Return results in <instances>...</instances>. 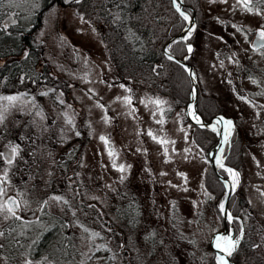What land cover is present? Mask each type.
<instances>
[{
    "label": "rangeland",
    "instance_id": "1",
    "mask_svg": "<svg viewBox=\"0 0 264 264\" xmlns=\"http://www.w3.org/2000/svg\"><path fill=\"white\" fill-rule=\"evenodd\" d=\"M43 2L0 0V56L17 52L15 60L24 61L0 80V96L25 94L13 105L0 101L6 109L0 153L19 146L11 165L0 157V181L8 173L0 202L12 197L23 214L36 212L31 219L0 213V264H61L51 262L50 248L59 250L62 232L52 246L38 245L56 222L69 230L67 264H218L211 238L232 225L220 219L204 187L208 149L193 141L185 107L169 95L119 82L99 31L70 6L44 11L33 33L38 56L15 51L17 38L3 34L31 25ZM198 5L207 21L196 25V43L189 42L192 65L202 89L234 122L225 144L236 130L244 143L240 168L233 167L239 173L234 191L248 198L264 226V49L252 45L264 27V2L251 0L252 12L238 0ZM56 195L68 204L49 199Z\"/></svg>",
    "mask_w": 264,
    "mask_h": 264
},
{
    "label": "trees",
    "instance_id": "2",
    "mask_svg": "<svg viewBox=\"0 0 264 264\" xmlns=\"http://www.w3.org/2000/svg\"><path fill=\"white\" fill-rule=\"evenodd\" d=\"M183 2L185 4L181 9L189 14L194 12L199 29L207 20L201 19L198 0ZM54 4L73 7L96 27L109 50L119 82L136 84L169 95L180 104L182 110L184 109L190 97V77L181 64L170 60L163 52L165 42L178 34L186 22L174 7L173 0H44L31 25L24 27L25 29H18L15 33L3 34L5 38H17L15 44L18 48L15 51L27 48L35 56L40 54L34 46L33 33L40 26L44 11ZM187 42L196 43L195 32L188 37ZM170 50L182 58L188 52L187 43L182 40L173 41ZM16 56L17 52L12 51L0 56V80L7 72L13 74L20 66L17 63L24 62L16 61ZM187 61L193 63L192 54L187 57ZM197 107L199 113L206 119L222 112L219 102L202 89L199 79ZM184 117L185 124L192 128L195 144L203 150L208 149L217 139L215 132L193 124L185 114ZM243 144L236 130L230 146L227 147L225 144L223 150L226 165L237 170L240 168ZM206 163L203 184L212 195L214 210L222 220L217 201L225 187L210 163L207 161ZM218 172L224 177L227 175L224 168L219 167ZM228 208L233 217L231 225L234 236L240 238L231 259L237 264H264V226L256 219L248 198L237 189L229 197ZM123 212L125 214L124 210ZM152 239L155 240L154 237ZM213 264H217L215 259Z\"/></svg>",
    "mask_w": 264,
    "mask_h": 264
},
{
    "label": "water",
    "instance_id": "3",
    "mask_svg": "<svg viewBox=\"0 0 264 264\" xmlns=\"http://www.w3.org/2000/svg\"><path fill=\"white\" fill-rule=\"evenodd\" d=\"M177 3L180 4V8L181 6H183L185 3L183 2V0H177ZM175 7V6H174ZM181 11H183L181 9ZM186 15H188L189 20H185V25L182 28V30L170 37L164 44L163 46V52L164 54L169 57V55H171L173 57L172 60L176 61L177 63L181 64L185 70L187 71L190 80H191V91H190V98L189 101L187 102L186 106H185V115L186 117L195 125L201 127V128H207L212 130L213 132H215L217 139L216 141L208 148V150L205 152V157L207 159V161L210 163V165L213 167V169L217 172V167H220V163L222 161V163L224 164V169L226 168H231L234 171H236L233 167L228 166L225 164L224 160H225V156H220L218 154V147L223 143L225 145L224 142V137L226 134V131L228 132V141L230 140L233 128H234V122L231 118L224 116L223 114H216L214 116H212L210 119L206 120L204 119L200 113L197 110L196 107V100H197V90H198V78H197V73L195 71L194 66L189 63L187 61V57L191 54V52H187V54L185 56H183L182 58L177 57L176 55H174L171 50H170V45L173 41L176 40H182L185 41L187 43V49L188 46L191 45L192 50H193V44L187 42V40L184 39L185 36H188L189 31H191V34L193 33L195 27H196V21H195V14L194 12L192 14H188L187 12L183 11ZM260 42L259 40V36L256 35L253 39V45L256 46L258 43ZM192 113H195V116L199 117L200 123H197L196 119L193 118ZM220 118H223V120L220 123H217L218 120H220ZM232 121V125H231V129L228 130L226 128V125L224 124L223 121ZM215 125H220L221 126V131L220 133H217L215 130H213ZM229 147V145H228ZM227 172V171H226ZM218 176L220 177V179L222 180L223 184H224V193L221 196V198L218 200V204H220L221 202L224 203L225 205V212L222 213V216L224 218L225 222L230 223L231 221L228 219L227 214L231 212L228 209V200L230 195L234 192V189L232 188V178L230 176V174L227 172V176L223 177L221 174H219L217 172ZM232 216V214H231ZM231 234L233 236V230L232 227L230 226L228 229L225 226L222 230H219L217 232L214 233L213 237L211 238L210 241V246L211 248L214 250L215 252V256H217L218 254L221 256H224L225 259L228 261V264H237L235 263L232 259L231 256H228L227 253L220 251L219 249H217L215 247V241L214 239L220 235V234ZM237 247V246H236ZM235 251V250H234Z\"/></svg>",
    "mask_w": 264,
    "mask_h": 264
},
{
    "label": "snow or ice",
    "instance_id": "4",
    "mask_svg": "<svg viewBox=\"0 0 264 264\" xmlns=\"http://www.w3.org/2000/svg\"><path fill=\"white\" fill-rule=\"evenodd\" d=\"M257 2L258 3L264 2V0H257ZM238 3L243 4L245 10H247L248 12H252L253 9L250 6L251 0H238ZM173 5L175 6L177 12L180 13V15L183 17L184 20H186V21L189 20L188 15H186L183 11H181L180 4L177 3V0H173ZM190 35H191V31H189L188 36H185L184 39L187 40ZM258 36H259L260 43L258 45H256V48L257 49H264V27H262L261 29L258 30ZM188 51L189 52L192 51L191 45L188 46ZM168 58L170 60L173 59V57L171 55H169ZM45 94H47V93H45ZM24 95L25 94L11 95V96H0V101H7V102H9L10 105H13L16 101L21 100ZM117 99H120V98L118 97ZM123 100L126 104H131V102H132V98L130 96L124 97ZM151 102L156 103V104L162 103V101H159V100L151 101ZM100 107H103V105H100ZM4 111H6V109L0 108V121H2L4 119V115H3ZM192 115H193V118L196 119L197 123H200L199 117L195 116V113H192ZM222 120H223V118H220V120H218L217 123H220ZM105 122H107V118H106ZM223 122L226 125V128L228 130H230L231 125H232V121L228 120V121H223ZM158 123H162V121H158ZM213 130H215V128H213ZM149 135H152V133L149 132ZM100 139L102 141H105V143L107 144L105 137L101 136ZM153 139H156V137L153 136ZM161 142L163 143L164 141H161ZM224 142L225 143L228 142V132L227 131H226V134L224 137ZM165 151H167V150L165 149ZM221 151H223V149H221ZM18 152H19V146L18 145H13L10 147V151L7 154V163L9 165H11L13 163V159L15 158L16 155H18ZM108 154L110 157L114 155L113 151H111V150L109 151ZM5 155H6L5 153H0V157H4ZM219 163H220V167L224 168V164L222 163V161ZM113 167H117V165L115 164V161H113ZM118 169H119V171L123 172L125 170V166L119 165ZM225 171H227L230 174V176L232 178V188L234 189L237 186V184L239 183V173L234 171L231 168H226ZM7 175H8L7 170H5L3 181L7 180ZM123 179H124V177L122 176L121 180H123ZM3 181H0V198H2L6 193V189L2 186ZM49 199L53 200L57 203L68 204V201L65 200L63 196H59V195L51 196V197H49ZM44 203L47 204L48 201L46 200ZM89 207H91V206H89ZM18 208H19V204L17 203V201L15 199H12V198H9L6 201L0 202V213H5V212L7 213V215L4 216V219H8L9 217H15V218L19 219L20 217L17 216ZM219 209L222 213L225 212V205L223 202H221L219 204ZM227 216H228V219L230 221L233 219V217L231 216L230 213H228ZM85 231L87 232L88 230L85 229ZM3 234H4L3 232H0V236H3ZM240 234H241V236L243 235V228L242 227L240 229ZM91 236L93 238L97 237V236H99V233L93 232V233H91ZM239 242H240L239 237L233 238V236L231 234H229V235L220 234L216 237L215 247L217 249H219L220 251L227 253L228 256H231L232 253L234 252V250L236 249V246L239 244ZM103 247H104V245H100L98 247V250H99V248H103ZM216 259L218 261V264H228V261L225 259L224 256H221L218 254L216 256Z\"/></svg>",
    "mask_w": 264,
    "mask_h": 264
},
{
    "label": "flooded vegetation",
    "instance_id": "5",
    "mask_svg": "<svg viewBox=\"0 0 264 264\" xmlns=\"http://www.w3.org/2000/svg\"><path fill=\"white\" fill-rule=\"evenodd\" d=\"M254 35L256 36V35H258V33L256 32ZM252 43H253V41H252ZM254 47L256 48V46H254ZM5 154L7 156L8 153H5ZM9 198H12V197H9ZM9 198H6V200H8ZM12 199H14V198H12ZM35 215H36L35 211L23 214L22 212L19 211V208L17 210V216H19L20 218L31 219ZM23 216H26V217H23ZM3 223H4L3 220L0 219V226L2 227V229L5 228V225ZM59 231L62 232L61 236H62V240L63 241H61L62 244H61V246H59V250L56 249L57 250V251L55 250L56 253H52L53 250H54V249H52V247H54V244L52 246L53 242L51 240L55 238V236L57 235L56 233H58ZM42 236L43 237L40 238V241L38 242V245L45 243L46 247L52 246L50 248L52 250L51 255H50L51 262L57 261V262H60L61 264H63V263L67 264V262L71 258L70 254H69L70 249H68V246H66L69 243V241H68V239H69V230H64L63 226H60V224L56 222L55 226H52V228L46 229L45 233H43ZM1 250L2 249L0 248V252H2Z\"/></svg>",
    "mask_w": 264,
    "mask_h": 264
},
{
    "label": "bare ground",
    "instance_id": "6",
    "mask_svg": "<svg viewBox=\"0 0 264 264\" xmlns=\"http://www.w3.org/2000/svg\"><path fill=\"white\" fill-rule=\"evenodd\" d=\"M214 128H215V131L217 132V133H220V131H221V126L220 125H215L214 126ZM223 146H224V144L222 143L219 147H218V154L219 155H221V149H223ZM224 235H228V233L227 234H224ZM216 240V238L214 239V241Z\"/></svg>",
    "mask_w": 264,
    "mask_h": 264
}]
</instances>
